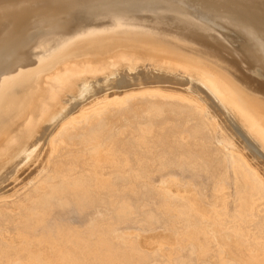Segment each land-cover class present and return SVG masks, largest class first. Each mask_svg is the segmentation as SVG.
Returning <instances> with one entry per match:
<instances>
[{
	"label": "bare ground",
	"instance_id": "bare-ground-1",
	"mask_svg": "<svg viewBox=\"0 0 264 264\" xmlns=\"http://www.w3.org/2000/svg\"><path fill=\"white\" fill-rule=\"evenodd\" d=\"M161 1L0 0V264H264V0Z\"/></svg>",
	"mask_w": 264,
	"mask_h": 264
},
{
	"label": "rangeland",
	"instance_id": "rangeland-1",
	"mask_svg": "<svg viewBox=\"0 0 264 264\" xmlns=\"http://www.w3.org/2000/svg\"><path fill=\"white\" fill-rule=\"evenodd\" d=\"M136 2H134V3H138L139 2V0H135ZM102 2H104V3H106V4H108L109 2H111L109 5H106L108 8L110 7V9L111 8H115V10H117V8L118 9H120L119 11H125L126 12V14L127 15H130V17H131V19L130 20H133V21H136L137 23H139V24H141L140 22H142V23H149L150 21V18H152L153 16H156V17H159V18H161V19H168V15H165L164 14V11L166 10V6H170L169 4H165L162 8L161 7H159L158 9H156L155 10V12L156 11H158V12H156V13H154V12H149L148 11V8H145V7H143V6H137V5H135V4H128V5H119L117 2H116V4H114L115 3V1H109V2H107V0H96V4H97V8L99 9L103 4H102ZM113 3V4H112ZM158 4H163V1H161V0H158ZM118 5V6H117ZM171 6H173V5H171ZM141 7H143V8H141ZM155 30H158V28H156ZM239 73L242 75V76H244V77H246V79L248 78L249 80H255V81H258V83L259 84H262V83H264V76H256L254 73H253V70H252V68L249 66V65H246V64H243L242 65V69H239ZM222 127H224V129H222ZM225 129H228V128H226L225 127V125L223 124L222 126H221V131H222V133H224L225 135H230V138H232L231 140L233 141V137L231 136V134H230V132L228 131V130H225ZM224 130L226 131V133L224 132ZM228 133V134H227ZM32 170H33V166L31 167H29V168H27L25 171H23L22 173H20L18 176H16L15 178H14V181H11L10 183L8 182V183H3V185H1V187H0V189L1 190H3V191H7V190H9L11 187H12V185H13V187L12 188H16V189H18L19 188V184H21V182L23 181V179L25 178L26 179V177L28 176V175H30L31 173H32ZM31 172V173H30ZM24 179V180H25ZM158 180H159V176H157V175H155L154 177H153V179H152V181H153V183H155V184H157L158 183ZM17 182H18V184H17ZM200 183H204V180L203 179H201L200 180ZM8 184H9V186H8ZM18 186V188L15 186ZM7 187V188H6ZM81 221V220H80ZM80 221H77V220H73L72 222H75L74 224H79L80 223ZM82 222V221H81ZM129 231H134V228H132V227H129V229H128Z\"/></svg>",
	"mask_w": 264,
	"mask_h": 264
}]
</instances>
